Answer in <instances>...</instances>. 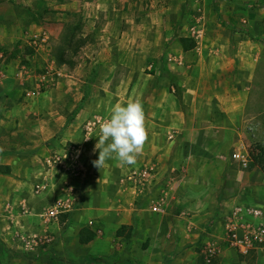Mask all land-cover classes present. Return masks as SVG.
I'll return each mask as SVG.
<instances>
[{
  "label": "rangeland",
  "instance_id": "374dc122",
  "mask_svg": "<svg viewBox=\"0 0 264 264\" xmlns=\"http://www.w3.org/2000/svg\"><path fill=\"white\" fill-rule=\"evenodd\" d=\"M70 1L66 16L56 9L45 58L33 65L30 55L36 47L21 32L17 0H0V166H9V173L0 172V264L81 263L87 255L101 256L108 264H197L199 259L207 264H264V252L241 253L222 237L219 212L229 198L223 193L216 205L209 198L199 210L190 208L179 216L135 214L122 227L125 223L113 215L117 209H130L126 189L120 188L123 207L115 208L109 196H102L107 203L100 209L94 194V202L80 208L86 180L97 172L95 158L64 155L82 144L78 140L85 133L93 135L88 141L94 148L99 136L95 119L109 116L116 103L139 97L143 104L154 95L132 90L129 74L135 80L143 74H215V79L204 80L202 90L217 84L213 88H219L220 101L213 97L222 108L221 118L230 123V144L227 158L208 160L201 168L205 178H220L222 189L237 182L230 170L242 167L232 154L264 143V0ZM182 38L193 48L184 51ZM79 40L85 43L73 57L74 67L57 65L55 47ZM53 61L61 74L46 77L38 95H30ZM173 93L178 101V92ZM165 96L155 95L152 101ZM211 96L203 99L213 100ZM72 122L75 126L69 127ZM89 123L92 130L86 127ZM55 156L67 162L65 170L50 162ZM122 168L120 163L111 170L109 192L122 184ZM71 181L81 184L73 210L49 220L55 197ZM131 202L130 207L146 209L143 200ZM210 207L212 214L204 215ZM82 227H99L101 235L82 244ZM119 229L122 235H117Z\"/></svg>",
  "mask_w": 264,
  "mask_h": 264
},
{
  "label": "crops",
  "instance_id": "0c3cea01",
  "mask_svg": "<svg viewBox=\"0 0 264 264\" xmlns=\"http://www.w3.org/2000/svg\"><path fill=\"white\" fill-rule=\"evenodd\" d=\"M10 1L7 0V2ZM17 2L21 9V32L24 37L31 39V42L36 47L30 55V59L33 65L41 64L45 58L43 51L48 40V30L56 19L54 17L55 12L58 10L57 14L66 16L71 11L72 2L70 0H17ZM53 74H61L54 61L42 70L37 79L39 81L41 76L48 77ZM129 75H131L130 78H133L131 83L132 90H137L144 94L148 92L154 93V95H148L150 97L147 96L142 104L149 132L148 140L144 145L142 154L137 157L136 164H123L119 179L122 184L115 185L117 189H112L110 192L107 190L108 186H113L108 183L110 181L109 176L114 174L111 170H114L117 165L120 166L118 160L110 159L109 163H106L102 168H96L97 172L86 180L87 185L84 188L83 202H81L82 200L79 202L82 204L80 208L83 209L85 206H90L89 204L94 202L92 198L94 194L97 200L94 199L98 201L94 202V204L97 205L100 202V209L101 206L105 207L107 203L106 197L100 199L102 196H109L111 202L113 200L115 208L123 207L125 206V203H123L124 199H120L119 194L121 192L120 188H124L131 196L127 200L130 209L126 211L117 209L113 217L121 223H125L122 225H127L133 222V215L135 214L139 215L140 218H150L165 214L179 216L190 211V208L197 211L202 208L203 200L209 198L211 200L213 198L214 201L212 202L215 204L223 193L225 197L229 198L222 203L220 208L219 216L222 225L224 218L237 205H248L261 209L264 220V172L260 168L255 166L249 169L248 165L243 168L239 161L235 160L242 169L230 171L233 174L232 176L238 181L233 182L231 186L228 184V187H224V189H222L220 178H205V169L201 168L208 160L217 158L223 160L227 158L228 145L230 144L226 136L228 135L230 123L228 120L221 118L219 111L222 108H217L214 99L215 97L220 101L218 97L219 88L214 89L217 84L210 86L207 84V91L202 90L203 84H205L204 80L215 79V74H161V76L159 74H145L146 76L143 74V77H140L141 79L143 78L142 80H135L134 74ZM166 90L167 92L165 93ZM175 91L180 96L178 101L175 100L173 93ZM209 93L212 95L211 98L213 100L206 99L207 101H205L203 98L205 94L208 96ZM159 94H165L166 96L165 98L160 97L159 102H153L154 96ZM210 100L214 104L213 108L210 105L212 103ZM167 101H172V103ZM107 118L108 116L96 117V128L98 129L100 122ZM75 122L70 123L69 127L75 126ZM86 127L92 130L94 126L89 123ZM87 136H89L88 133L83 134L78 140L82 144L75 151H64V155L67 156L68 153L75 156L81 154L83 157L84 154H87L88 159H97L99 150L94 151V148H91V144L88 141L90 138L85 139ZM65 139L69 140L70 138L66 137ZM97 140L98 138L93 140L92 144H96ZM140 161L141 165L136 167ZM66 163L62 160L57 166L59 169L63 167L61 170H65V167L68 166ZM148 168L151 169L150 174L144 181H141L142 179L137 176L133 180L128 179L132 172H136L138 175V173ZM92 185H94V188H92ZM80 188L81 184L78 185L76 181H71L67 186L65 185L59 190L52 206L57 201L69 199L72 205L71 209L61 214L71 212ZM201 192L207 193L204 195ZM144 196L145 198H142ZM142 200V206L146 202V209L138 208L137 205L130 207L133 204L131 201L142 202ZM157 203H161V212L154 210V205ZM203 207L205 208L206 205ZM212 209L214 210V208L210 207L206 208V212L202 211L204 215H211ZM80 230L78 231L79 242ZM94 230V234L101 235V233L98 234L96 232V229Z\"/></svg>",
  "mask_w": 264,
  "mask_h": 264
},
{
  "label": "clouds",
  "instance_id": "9594fccd",
  "mask_svg": "<svg viewBox=\"0 0 264 264\" xmlns=\"http://www.w3.org/2000/svg\"><path fill=\"white\" fill-rule=\"evenodd\" d=\"M87 136L85 139L91 138ZM145 111L139 97L116 103L107 119L99 124V136L94 151L99 150L92 163L98 169L110 159L134 165L148 140Z\"/></svg>",
  "mask_w": 264,
  "mask_h": 264
},
{
  "label": "built area",
  "instance_id": "2783aa9c",
  "mask_svg": "<svg viewBox=\"0 0 264 264\" xmlns=\"http://www.w3.org/2000/svg\"><path fill=\"white\" fill-rule=\"evenodd\" d=\"M46 76L40 77V82L45 80ZM40 84L37 89L32 90L29 94L32 96L38 95L40 92ZM96 124V122H95ZM89 128V127H88ZM90 129V128H89ZM233 158L239 161L240 165L245 168L248 165V155L246 152H235ZM50 162L61 163V157L55 156ZM150 168L138 173L132 172L129 180H133L135 176L144 181L150 174ZM71 201L65 199L57 201L47 212L48 219H57L58 215L67 212L71 209ZM154 210L157 212L162 211L161 203L154 205ZM92 223V222H90ZM224 226V240L241 253H246L249 250H258L264 252V220L263 212L261 209L248 206L237 205L232 208L229 215L223 220ZM96 232L101 233V228H96Z\"/></svg>",
  "mask_w": 264,
  "mask_h": 264
},
{
  "label": "trees",
  "instance_id": "16d2710c",
  "mask_svg": "<svg viewBox=\"0 0 264 264\" xmlns=\"http://www.w3.org/2000/svg\"><path fill=\"white\" fill-rule=\"evenodd\" d=\"M186 39L182 38V47L183 50H189L193 48L194 44H189L186 45L184 43ZM85 43V40H79L77 42L71 41L66 48H64L62 45H57L55 47V52H54V58L56 61L57 65H66L68 67H74L75 62L73 61V57L77 54L79 48ZM81 105V104H80ZM75 113V112H74ZM73 116V114H72ZM247 155H248V168L251 169L253 167H258L262 172H264V143L262 144H256L253 148H250L247 150ZM5 169V170H2ZM0 172L2 173H9V166H0ZM122 227H125L123 225ZM95 230H90L88 228H82L80 230V242L81 243H87L88 241L92 240L94 237ZM117 235H122L121 230L119 229L117 231ZM105 259L101 256H91L87 255L83 258H81V263H77L74 261H67V260H62V261H67L69 264H87V263H106L108 264L107 261H104ZM131 264V263H127ZM198 264H207L204 260L199 259Z\"/></svg>",
  "mask_w": 264,
  "mask_h": 264
}]
</instances>
